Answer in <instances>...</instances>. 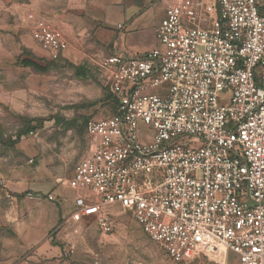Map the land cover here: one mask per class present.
I'll return each mask as SVG.
<instances>
[{
	"label": "built area",
	"instance_id": "obj_1",
	"mask_svg": "<svg viewBox=\"0 0 264 264\" xmlns=\"http://www.w3.org/2000/svg\"><path fill=\"white\" fill-rule=\"evenodd\" d=\"M28 18L62 57L63 32ZM87 66L114 107L86 124L90 150L69 180L78 211L111 234L105 207L120 204L168 264L209 245L264 264V0H167L152 50Z\"/></svg>",
	"mask_w": 264,
	"mask_h": 264
},
{
	"label": "rangeland",
	"instance_id": "obj_2",
	"mask_svg": "<svg viewBox=\"0 0 264 264\" xmlns=\"http://www.w3.org/2000/svg\"><path fill=\"white\" fill-rule=\"evenodd\" d=\"M0 32V264H168L162 248L120 204L105 207L115 227L111 234L100 231L98 217L76 208L69 180L90 150L86 122L109 116L114 107L97 77L78 75L88 57L52 62L40 43L46 54L35 56ZM154 39L152 31L137 43L129 37L127 48L136 56ZM93 45L102 52L90 50ZM86 46L96 58L113 53L98 41ZM24 55L49 69L22 66ZM193 264L239 262L223 250H205Z\"/></svg>",
	"mask_w": 264,
	"mask_h": 264
},
{
	"label": "crops",
	"instance_id": "obj_3",
	"mask_svg": "<svg viewBox=\"0 0 264 264\" xmlns=\"http://www.w3.org/2000/svg\"><path fill=\"white\" fill-rule=\"evenodd\" d=\"M166 4L167 0H29V2L0 0V18L3 17L0 31L10 33V37L21 45V48L35 56L46 54L31 35L32 23L28 14L35 12L39 18L53 22L63 32L66 45L62 58L65 60L77 62L88 57L89 61V58L96 57L89 55L90 51L86 46L93 41L112 47L111 55H131L130 52L133 51L127 48L129 37H133L137 43L152 31L155 35L154 44L145 51L152 50L156 46L157 29L165 16ZM131 49L136 48L131 47ZM90 50L102 52L94 48V45ZM105 57L108 56L100 58ZM24 58L36 60L28 55L20 57V59ZM73 191L76 196L79 194L77 190L73 189ZM81 220L82 217L76 218V221ZM205 250H223L232 254L223 247L215 245L202 247L200 253Z\"/></svg>",
	"mask_w": 264,
	"mask_h": 264
},
{
	"label": "trees",
	"instance_id": "obj_4",
	"mask_svg": "<svg viewBox=\"0 0 264 264\" xmlns=\"http://www.w3.org/2000/svg\"><path fill=\"white\" fill-rule=\"evenodd\" d=\"M63 59H64V58H62V57L59 58V60H63ZM64 60H65V59H64ZM52 62H54V60H53ZM20 63H21L23 66H26V67H32V68H34V69H36V70H38V71H47V70L49 69V65H42L38 60H34V59H31V58H24V59H21V60H20ZM49 64L51 65L52 63H49ZM77 73H78V75H80V76H82V77L88 78L89 75H90V73H91V71L89 70L87 64L84 63V64H80V65H79V67H78V69H77ZM107 94H108V95H107V98L111 101V105H112V96H111L109 93H107ZM112 113H113V108H112ZM87 122H88V120H87ZM87 122H86V124H87ZM31 131H32V130L29 129V130H27V131H25V132H21V133L18 135V137H17L16 140L11 141V144H16V143H18L19 140H20V138H21L23 135L28 134V133L31 132Z\"/></svg>",
	"mask_w": 264,
	"mask_h": 264
}]
</instances>
